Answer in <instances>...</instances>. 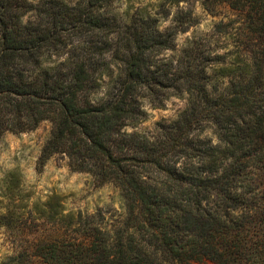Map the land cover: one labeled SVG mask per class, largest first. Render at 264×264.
<instances>
[{"label":"trees","instance_id":"16d2710c","mask_svg":"<svg viewBox=\"0 0 264 264\" xmlns=\"http://www.w3.org/2000/svg\"><path fill=\"white\" fill-rule=\"evenodd\" d=\"M120 1L0 0V138L48 122L36 167L60 156L125 210L107 229L47 202L3 264H264V0H207L228 10L223 54L179 44L193 18ZM171 98L179 115L139 133Z\"/></svg>","mask_w":264,"mask_h":264},{"label":"rangeland","instance_id":"374dc122","mask_svg":"<svg viewBox=\"0 0 264 264\" xmlns=\"http://www.w3.org/2000/svg\"><path fill=\"white\" fill-rule=\"evenodd\" d=\"M118 5L147 7L165 27L175 19L193 18L195 25L179 36V44L186 38L203 39L220 54L225 52L224 46L231 44L229 34L218 31L220 25L229 22L227 8L207 0H183L178 4L170 0H121ZM226 29L233 32L231 26ZM184 107L185 101L178 98L166 101L161 109L145 105L147 117L137 131L150 135L157 123L174 120ZM50 133L51 125L44 122L31 132L0 138V215L20 214V220L13 224L14 232L24 229L23 235L16 236L14 232L4 234V228H0V264L11 255L14 244L32 240L29 230L47 227L36 220L50 209L47 202L53 203L54 210L72 213L84 223L93 220L102 228L112 229L124 218L120 193L111 184L96 187L87 174L71 172L60 156L50 158L41 169L36 167Z\"/></svg>","mask_w":264,"mask_h":264}]
</instances>
